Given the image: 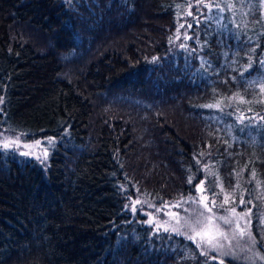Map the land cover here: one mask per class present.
I'll return each instance as SVG.
<instances>
[{"label": "trees", "instance_id": "16d2710c", "mask_svg": "<svg viewBox=\"0 0 264 264\" xmlns=\"http://www.w3.org/2000/svg\"><path fill=\"white\" fill-rule=\"evenodd\" d=\"M224 1L195 53L170 51L188 0H0V127L54 138L47 167L0 149V264H220L125 211L194 195L208 162L226 206L255 191L264 259V121L237 118L264 112L262 0Z\"/></svg>", "mask_w": 264, "mask_h": 264}, {"label": "rangeland", "instance_id": "374dc122", "mask_svg": "<svg viewBox=\"0 0 264 264\" xmlns=\"http://www.w3.org/2000/svg\"><path fill=\"white\" fill-rule=\"evenodd\" d=\"M253 2L252 0H226L223 2L222 7L229 11V14L232 12V15H240L243 19L247 17L248 10L252 7ZM220 3L221 0H188L185 13L178 25V30L171 39L170 51L191 50L197 53L199 47L197 38L199 24L204 18V15L211 8L220 6ZM257 3L260 5V0H258ZM262 12L264 14V0H262ZM2 103V96H0V110L2 108ZM237 118L240 122L257 123L264 121V112L245 109L237 113ZM49 138L54 142L53 137L34 138L23 132H13L0 127V149H4L2 145L6 141H16L19 147H15L10 143L8 149L16 150L18 153L26 151L35 152V155L41 156L42 159L43 151L46 149V159L43 160V163L38 160L44 167L48 165ZM36 141L41 142L39 146L36 145ZM24 145H29L31 147L25 148ZM31 157L35 158V156ZM208 163L202 166L205 176L204 179L197 184L196 193L194 195L177 201L169 200L157 202L148 199L146 196L136 191L134 195H128L125 205L126 213H129L131 219H135L137 223L150 226L152 229L151 236L161 233H172L182 235L188 239L186 235L181 233H187L189 236L194 233L186 226L185 221L187 220L189 223H194L199 213L203 212L206 216L211 215L213 217V223L218 226L216 231L227 234V240H224L222 237L217 236L215 232L210 233L213 238V243L223 245L219 252L208 246L206 243L207 236H205L203 241L200 240V237H197L196 241L188 239L198 245L207 258L219 263L221 260L223 263L230 260L238 262V264H264V259L257 250V241L254 237L257 235V228L252 218L255 215V208H257V202L253 198V193H255V191L253 192L252 188L244 189L235 206H226L222 200L218 199L210 192L209 183L212 168ZM192 198H196L198 202H194ZM136 201H139V203H136ZM213 201H215V204L212 203ZM205 204L211 209V213H208L207 209L204 207ZM132 208H135V211H133ZM233 209L235 210L234 213L232 212ZM220 216H224L234 223L225 225L223 222L216 219ZM149 220H152L153 223H147ZM236 223L239 224L241 229H244L243 235H241L239 229L236 228ZM157 225L159 226L158 230ZM172 228H177L178 231L173 232L171 231ZM165 229L168 230L165 231ZM197 230L199 231V229ZM197 241H199V243Z\"/></svg>", "mask_w": 264, "mask_h": 264}, {"label": "snow or ice", "instance_id": "6c2138e0", "mask_svg": "<svg viewBox=\"0 0 264 264\" xmlns=\"http://www.w3.org/2000/svg\"><path fill=\"white\" fill-rule=\"evenodd\" d=\"M190 14V13H189ZM208 107H212V105H209ZM18 139V138H17ZM10 143L12 145H14L15 147H19V144L16 141H12V142H5L3 143L2 147L4 149L9 148ZM40 141H36V145L39 146L40 145ZM48 143L51 144L52 143V139L49 138ZM25 148H29L31 146L29 145H24ZM21 155L24 156H35V158L37 160H40L41 163H43V160L46 159L47 157V151L46 149L43 151V159L41 158V156H36L35 152H30V151H26L23 153H20ZM189 182L191 183V178H189ZM202 191V189H201ZM194 202H198L196 201V198H192ZM225 202H227V196H225ZM136 203H139V201H136ZM213 204H215V201L212 202ZM204 207L207 209L208 213H211V209L208 208L207 204L204 205ZM133 211H135V208H132ZM232 212L234 213L235 210L233 209ZM216 219H218L219 221L223 222V224L225 225H231L234 222L224 216H220L217 217ZM147 223L151 224L153 223L152 220L147 221ZM186 226L194 233L193 235H187V233H181L183 235H186L188 239L190 240H197V237H200V240L203 241L205 239V236H207V240L206 243L208 244V246L212 249H214L215 251L219 252L220 248L223 247V245L217 244V243H213V238L210 235V233L215 232V234L219 237H222L224 240H227V234L226 233H221L216 231V229L218 228L217 225H215L213 223V217L211 215H205L203 212L199 213L197 219L195 220L194 223H189L187 220L185 221ZM236 228L239 229L240 234L243 235L244 234V229H241L239 224L236 223ZM159 229V226L157 225V230ZM199 229V231L197 230ZM168 229H165V231H167ZM171 231L173 232H177L178 229L177 228H172ZM199 243V241H197ZM215 258V257H213ZM220 264H223V261H220Z\"/></svg>", "mask_w": 264, "mask_h": 264}]
</instances>
